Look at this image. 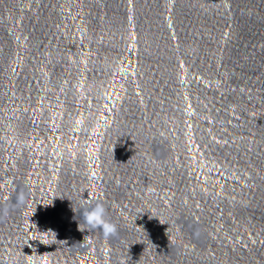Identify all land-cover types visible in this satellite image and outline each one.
<instances>
[{"label": "clouds", "instance_id": "1", "mask_svg": "<svg viewBox=\"0 0 264 264\" xmlns=\"http://www.w3.org/2000/svg\"><path fill=\"white\" fill-rule=\"evenodd\" d=\"M23 198H21L20 203H23ZM106 209L102 204H96L95 206H89L87 208L81 209V217L83 224L86 226L85 229H81L80 221L78 223V228L81 231L84 230H97L102 232L105 239H109L111 236L115 235L117 232V227L114 223L105 219Z\"/></svg>", "mask_w": 264, "mask_h": 264}]
</instances>
